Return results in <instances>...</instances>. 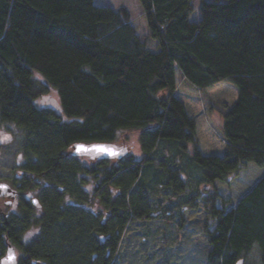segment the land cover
Here are the masks:
<instances>
[{
	"label": "trees",
	"instance_id": "trees-1",
	"mask_svg": "<svg viewBox=\"0 0 264 264\" xmlns=\"http://www.w3.org/2000/svg\"><path fill=\"white\" fill-rule=\"evenodd\" d=\"M138 2L132 17L94 0H0V128L22 157L0 258L11 244L17 264H120L124 230L140 220L146 236L154 220L164 237L199 224L206 264H264V0H199L197 18L193 0ZM177 71L198 90L235 86L222 153L202 151ZM50 89L59 111L34 101ZM127 130L139 154L74 152ZM160 247L161 262L179 250Z\"/></svg>",
	"mask_w": 264,
	"mask_h": 264
},
{
	"label": "rangeland",
	"instance_id": "rangeland-1",
	"mask_svg": "<svg viewBox=\"0 0 264 264\" xmlns=\"http://www.w3.org/2000/svg\"><path fill=\"white\" fill-rule=\"evenodd\" d=\"M97 4L109 5L114 8L125 7L132 17L141 13V7L138 0H94ZM193 17L199 16V0H193ZM177 71L176 84L178 96L184 102L187 111L192 114L196 122V134L203 152L222 153L224 142L217 135L219 123L222 119L223 107L222 101L231 102L237 96L235 86L223 81L216 83L204 90H198L185 81ZM38 106H47L60 110L58 107L57 94L53 89L48 93L38 96L34 99ZM138 130H127L121 133L118 140L113 144L116 147L123 146L126 153H140L138 142ZM18 134H13L9 129L0 128V184L6 186L0 187V205H10L13 190L10 189V178L13 176V168L20 163L22 157L18 151ZM85 158H90V154L83 153ZM151 223V225H150ZM146 225L152 229L146 236L147 227L143 229V223L140 220L132 222L123 232V238L120 242L118 253L116 254L120 264H206L205 250L197 245L195 241L196 233L200 226L197 223H191L179 232L172 233L169 237L163 236L159 226L166 229V223L151 220ZM193 227V229H191ZM143 232H142V231ZM194 231V232H193ZM161 244L170 246L178 245V253L166 252L161 256V261H157L158 253L161 252ZM181 247V248H180ZM157 261V262H156Z\"/></svg>",
	"mask_w": 264,
	"mask_h": 264
},
{
	"label": "water",
	"instance_id": "water-1",
	"mask_svg": "<svg viewBox=\"0 0 264 264\" xmlns=\"http://www.w3.org/2000/svg\"><path fill=\"white\" fill-rule=\"evenodd\" d=\"M79 146V148H78ZM74 152L88 153L93 157L106 156V157H119L126 153V148L123 146L116 147L112 143L108 142H94V143H76L73 146ZM107 149L108 151H104ZM6 186L4 183L0 184V187ZM36 203V199H32ZM12 256L13 259H9V256ZM0 264H17V254L11 244H7L5 253L0 258Z\"/></svg>",
	"mask_w": 264,
	"mask_h": 264
},
{
	"label": "snow or ice",
	"instance_id": "snow-or-ice-1",
	"mask_svg": "<svg viewBox=\"0 0 264 264\" xmlns=\"http://www.w3.org/2000/svg\"><path fill=\"white\" fill-rule=\"evenodd\" d=\"M78 148H79V146H78ZM104 151H108L107 149H103ZM9 259H13V257L10 255L9 256Z\"/></svg>",
	"mask_w": 264,
	"mask_h": 264
},
{
	"label": "flooded vegetation",
	"instance_id": "flooded-vegetation-1",
	"mask_svg": "<svg viewBox=\"0 0 264 264\" xmlns=\"http://www.w3.org/2000/svg\"><path fill=\"white\" fill-rule=\"evenodd\" d=\"M12 191V190H11Z\"/></svg>",
	"mask_w": 264,
	"mask_h": 264
}]
</instances>
